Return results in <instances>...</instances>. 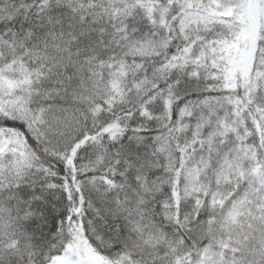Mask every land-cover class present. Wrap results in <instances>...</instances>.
I'll use <instances>...</instances> for the list:
<instances>
[{
    "label": "snow or ice",
    "instance_id": "1",
    "mask_svg": "<svg viewBox=\"0 0 264 264\" xmlns=\"http://www.w3.org/2000/svg\"><path fill=\"white\" fill-rule=\"evenodd\" d=\"M0 264H264V0H0Z\"/></svg>",
    "mask_w": 264,
    "mask_h": 264
}]
</instances>
